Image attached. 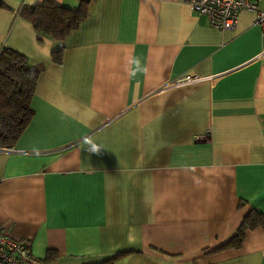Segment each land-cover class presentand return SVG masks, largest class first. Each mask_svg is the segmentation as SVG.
<instances>
[{
	"label": "crops",
	"instance_id": "crops-1",
	"mask_svg": "<svg viewBox=\"0 0 264 264\" xmlns=\"http://www.w3.org/2000/svg\"><path fill=\"white\" fill-rule=\"evenodd\" d=\"M43 1L0 7V47L42 66L32 119L0 149V231L27 243L34 264L118 253L111 264H264L261 226L239 248L215 250L249 212L264 216L255 13L219 30L183 0H91L87 18L56 40L18 15ZM187 75L196 79L177 82Z\"/></svg>",
	"mask_w": 264,
	"mask_h": 264
},
{
	"label": "trees",
	"instance_id": "trees-1",
	"mask_svg": "<svg viewBox=\"0 0 264 264\" xmlns=\"http://www.w3.org/2000/svg\"><path fill=\"white\" fill-rule=\"evenodd\" d=\"M91 0H78L75 9L59 6L50 0L29 6L22 4L18 15L31 23L35 31L63 40L89 15ZM4 6L0 0V7ZM63 48L51 53L54 63L62 62ZM42 66H32L27 57L9 46L0 47V148L16 143L33 117L30 106L34 89ZM261 226L264 228V216L251 211L244 216L235 235L215 250L239 248L244 240L245 231ZM123 256L118 253L98 264H111Z\"/></svg>",
	"mask_w": 264,
	"mask_h": 264
},
{
	"label": "built area",
	"instance_id": "built-area-1",
	"mask_svg": "<svg viewBox=\"0 0 264 264\" xmlns=\"http://www.w3.org/2000/svg\"><path fill=\"white\" fill-rule=\"evenodd\" d=\"M190 11L203 15L210 26L219 30H229L235 26L239 11L246 9L255 13L254 23L264 30V9H258L250 0H183ZM264 1V0H259ZM195 75H187L177 82L195 80ZM1 149V148H0ZM27 243L11 238L0 231V264H34Z\"/></svg>",
	"mask_w": 264,
	"mask_h": 264
},
{
	"label": "clouds",
	"instance_id": "clouds-1",
	"mask_svg": "<svg viewBox=\"0 0 264 264\" xmlns=\"http://www.w3.org/2000/svg\"><path fill=\"white\" fill-rule=\"evenodd\" d=\"M132 62L136 65V69L138 71H146V69L142 68L141 67V62L138 58H133ZM135 74V72L133 73V75ZM87 143L91 146V151L92 152H96V151H99V148L96 144L92 143V141H87Z\"/></svg>",
	"mask_w": 264,
	"mask_h": 264
}]
</instances>
